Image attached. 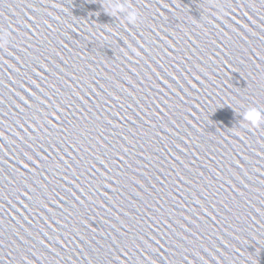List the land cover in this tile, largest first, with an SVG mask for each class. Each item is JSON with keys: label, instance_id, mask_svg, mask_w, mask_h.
<instances>
[{"label": "water", "instance_id": "obj_1", "mask_svg": "<svg viewBox=\"0 0 264 264\" xmlns=\"http://www.w3.org/2000/svg\"><path fill=\"white\" fill-rule=\"evenodd\" d=\"M0 264H264V0H0Z\"/></svg>", "mask_w": 264, "mask_h": 264}, {"label": "clouds", "instance_id": "obj_2", "mask_svg": "<svg viewBox=\"0 0 264 264\" xmlns=\"http://www.w3.org/2000/svg\"><path fill=\"white\" fill-rule=\"evenodd\" d=\"M114 14H120V13H126V16L124 17L129 23H134L137 19V13L134 9L125 8L122 4H117L115 8L113 9ZM5 43H8L6 35H5ZM257 112L254 109H250L248 112L245 113V119L250 121L253 124L258 123L259 120H255V117H253L252 120L248 119V113H254Z\"/></svg>", "mask_w": 264, "mask_h": 264}]
</instances>
